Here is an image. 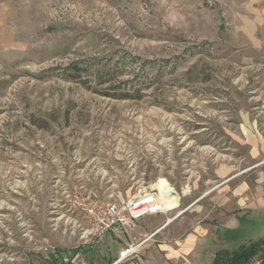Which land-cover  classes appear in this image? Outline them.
Here are the masks:
<instances>
[{
	"label": "rangeland",
	"instance_id": "obj_1",
	"mask_svg": "<svg viewBox=\"0 0 264 264\" xmlns=\"http://www.w3.org/2000/svg\"><path fill=\"white\" fill-rule=\"evenodd\" d=\"M251 135L264 0H0V264H211L263 238L264 214L239 224L218 194ZM159 185L177 209L98 238L74 203Z\"/></svg>",
	"mask_w": 264,
	"mask_h": 264
},
{
	"label": "crops",
	"instance_id": "obj_2",
	"mask_svg": "<svg viewBox=\"0 0 264 264\" xmlns=\"http://www.w3.org/2000/svg\"><path fill=\"white\" fill-rule=\"evenodd\" d=\"M248 145L249 167L240 172L225 176L218 187L220 198L221 196L225 197V200L221 204L222 208L230 214L233 221L238 220L239 224L243 221H247L242 217L246 212L253 215L264 214V138L258 135H251L248 140ZM177 208L178 207L171 210ZM172 222L173 221L169 219L161 228L154 232V235L167 228ZM239 228V225L226 228L223 231L222 237L236 242L241 237V232H238ZM199 230L201 229L197 227V229L187 237L186 241L181 243L179 247L180 252L193 250L196 239H198L200 235Z\"/></svg>",
	"mask_w": 264,
	"mask_h": 264
},
{
	"label": "built area",
	"instance_id": "obj_3",
	"mask_svg": "<svg viewBox=\"0 0 264 264\" xmlns=\"http://www.w3.org/2000/svg\"><path fill=\"white\" fill-rule=\"evenodd\" d=\"M88 218L92 235L96 238L106 232L128 231L143 218L165 213L163 202L156 189L141 190L133 194L125 203L99 205L91 202H74Z\"/></svg>",
	"mask_w": 264,
	"mask_h": 264
},
{
	"label": "trees",
	"instance_id": "obj_4",
	"mask_svg": "<svg viewBox=\"0 0 264 264\" xmlns=\"http://www.w3.org/2000/svg\"><path fill=\"white\" fill-rule=\"evenodd\" d=\"M107 97L124 100L127 97H115L114 95H107ZM262 254L264 261V237L255 242H250L248 245H241L234 251H219L211 264H248L250 260L257 254Z\"/></svg>",
	"mask_w": 264,
	"mask_h": 264
},
{
	"label": "bare ground",
	"instance_id": "obj_5",
	"mask_svg": "<svg viewBox=\"0 0 264 264\" xmlns=\"http://www.w3.org/2000/svg\"><path fill=\"white\" fill-rule=\"evenodd\" d=\"M157 190L161 196L163 206H164V210H170L171 211V209L178 207L177 206L178 205V197L170 189H168L162 185H159ZM187 193H188V190H185L184 194H187Z\"/></svg>",
	"mask_w": 264,
	"mask_h": 264
}]
</instances>
